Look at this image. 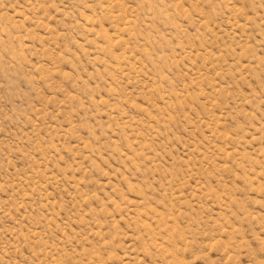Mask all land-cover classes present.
I'll return each mask as SVG.
<instances>
[{"label": "rangeland", "instance_id": "1", "mask_svg": "<svg viewBox=\"0 0 264 264\" xmlns=\"http://www.w3.org/2000/svg\"><path fill=\"white\" fill-rule=\"evenodd\" d=\"M0 264H264V0H0Z\"/></svg>", "mask_w": 264, "mask_h": 264}]
</instances>
